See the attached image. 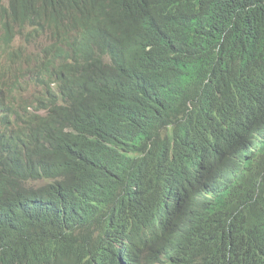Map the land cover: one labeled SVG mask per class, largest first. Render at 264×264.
<instances>
[{
  "label": "trees",
  "instance_id": "1",
  "mask_svg": "<svg viewBox=\"0 0 264 264\" xmlns=\"http://www.w3.org/2000/svg\"><path fill=\"white\" fill-rule=\"evenodd\" d=\"M0 264H264V0H0Z\"/></svg>",
  "mask_w": 264,
  "mask_h": 264
}]
</instances>
